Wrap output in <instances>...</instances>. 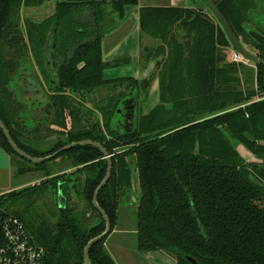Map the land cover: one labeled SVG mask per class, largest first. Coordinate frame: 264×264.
<instances>
[{"label": "trees", "instance_id": "trees-1", "mask_svg": "<svg viewBox=\"0 0 264 264\" xmlns=\"http://www.w3.org/2000/svg\"><path fill=\"white\" fill-rule=\"evenodd\" d=\"M49 1L0 0V120L17 146L33 157H46L82 140L103 145L113 155V169L98 203L113 232L120 193L131 192L133 177L138 178L137 243L142 253L166 252L176 264H264V186L250 179L231 143L237 141L264 158V33L246 27L255 0H222L219 9L237 37L258 51L255 80L262 96L257 101L252 100L258 95L254 89H242V76L247 74L243 62L227 61L225 50L232 44L224 29L202 9L141 7L140 31L161 43L143 57L147 62L162 59L146 80H106L102 40L124 20L125 7L138 6L139 0H59L52 15L42 22L26 19L23 29L20 9ZM6 45L15 55L9 61L4 58ZM28 48L54 93L49 104L55 112L54 125L65 128L66 112L75 117L78 96L110 86L120 89L106 108L98 107L106 134L95 122L90 128L71 129L66 139L48 150L36 151L21 143V129L17 131L14 124L20 127L23 101L15 98L9 85L19 70L23 83L31 88L39 84L30 65L21 62ZM43 50L49 75L41 59ZM155 78L159 103L139 116L140 91L147 99ZM124 113L130 115L132 127L120 129L121 123L127 124L122 121ZM113 115L117 119L112 123ZM0 146L12 159L20 158L1 128ZM64 157L87 170L82 194L100 223L83 228L72 210L60 209L57 222H42L32 237L46 253L45 264H84L85 246L105 230L92 199L108 163L99 148L89 145L66 150L54 160ZM47 164H32V169L48 176ZM22 172L18 169V174ZM14 216L24 221L20 213ZM109 236L91 247L92 264H116L104 249Z\"/></svg>", "mask_w": 264, "mask_h": 264}, {"label": "rangeland", "instance_id": "rangeland-1", "mask_svg": "<svg viewBox=\"0 0 264 264\" xmlns=\"http://www.w3.org/2000/svg\"><path fill=\"white\" fill-rule=\"evenodd\" d=\"M58 1L59 0H51L40 7H22L18 12L22 28L25 29L24 21L26 19L34 22H42L48 18L54 13ZM142 2L143 4H160L161 6L158 7H166L162 6V4L167 3L166 0H142ZM262 3H264V1ZM189 6V8L196 7L195 9H202L215 18L209 7H207L202 0H189ZM250 14L251 19L248 18L249 21L246 24L247 29H253L260 33H264V14L255 13V10H252ZM240 40L249 52L257 55L258 51L252 47L246 39L240 37ZM225 52L228 62H233L235 57H241L233 45L226 49ZM46 56L47 54L43 50L41 53V59L44 68L49 75L50 71L46 66ZM14 57L15 55L6 45L4 58L6 61H9L14 59ZM145 61L143 59L144 64L146 63ZM241 61H243V64L247 69V74L245 73V76H242V89H254L258 95L252 98V100L257 101L261 98L262 93L258 90L259 86L255 80L257 72L256 63L253 61L249 62L245 59H242ZM21 62L22 64L30 65L29 70L37 75L39 79V84L36 87L31 88L30 85L23 83V81L20 80L21 70H19L18 72H14L11 84L9 85V89L14 93L15 98L18 100L22 99L23 101V106L20 111L21 115L20 117L18 116L17 119L20 127H17L14 124L17 131L18 129L19 131L21 129V134H19V136L22 144L27 145L36 151L48 150L59 141L66 139L65 134L68 133L69 130H74V128H90L95 122L98 123L100 127L99 130L102 134L107 133L104 127L103 113L101 110L99 111L98 107L101 106L106 108L111 99L118 98V94L120 93L119 88L114 89L112 86L103 88L83 100L80 97H77L75 101V104L77 105L75 108V117L66 112L65 118L67 124L65 128H61L53 124L55 118L54 109L50 107V109L46 108V102L48 101H46L47 98H45V95H48L49 85L46 82L47 80L46 77H44L45 75L42 72V68L37 63L33 51L29 48L23 51ZM123 89L125 90V87H123ZM138 100V115L140 116L141 113L146 114L148 105L151 107L154 106L157 98L152 104H150L152 99H145L143 91H140ZM80 106L85 107L86 111L81 109V112H79L78 108ZM171 107L172 105L166 104L167 109H171ZM112 119L113 123L117 118L113 115ZM63 130H65L64 134H60ZM237 147L242 152L245 167L243 168L249 173L250 179L257 184L264 186V166H262L263 168L255 167L252 162H257L258 160L238 145ZM12 160L13 166L10 169V171H12V180L10 187L6 190H0V211L9 215L20 213L31 237H34L33 230L42 222L48 224H54L57 222L60 216L59 206L62 205L66 206L67 209L72 210V212L77 215L78 222L83 228H88L100 223L98 214L90 208L82 194L87 171L85 170L84 165L76 166L69 158H58L54 161L48 162L47 167L49 175L45 176V173L33 170L32 164L27 160L20 158H13ZM261 160L264 161V158ZM20 168H23L24 172L18 174V169ZM45 177L50 180L55 178L58 179V177H61L62 179L60 178L61 180H59L56 185L55 181L45 186L41 184ZM67 187L68 190L65 192L64 189ZM13 192L16 195H13ZM56 192H60L63 196L61 197L60 205L57 204L58 197ZM138 193V178L134 176L131 192L124 190L120 193V206L117 212L118 231L110 234L105 242L104 249L108 254L110 253V256L112 255L111 257L116 264H161L158 260L162 261L161 258L163 257L165 258H163V262L169 260L175 263V258L166 252H158L159 255L161 254L162 256L160 257L157 253H142L138 250L137 234H135V230L133 229L137 226L136 211L138 203L135 197H138Z\"/></svg>", "mask_w": 264, "mask_h": 264}, {"label": "crops", "instance_id": "crops-1", "mask_svg": "<svg viewBox=\"0 0 264 264\" xmlns=\"http://www.w3.org/2000/svg\"><path fill=\"white\" fill-rule=\"evenodd\" d=\"M166 7L189 8V0H166ZM153 4H143L139 0L138 6H126L125 18L119 26L112 32L108 33L102 40L103 63L106 69L104 70V78L106 80H114L121 78H133L142 81L148 78L153 73L156 64L162 57L152 58L149 62L145 61L143 55L147 50L156 49L161 45L159 40L153 39L147 34L140 31V8L141 7H158ZM196 8V7H194ZM143 59L146 62L143 63ZM148 98L152 99L150 104L157 98L154 106L148 105V113L156 106L159 101V79L155 78L151 84ZM148 103V102H147ZM11 159V167L13 160ZM15 168V167H14ZM52 177V176H51ZM12 180V171H10V182ZM134 224V223H133ZM117 225L113 232L118 231ZM137 227V226H136ZM134 227L135 234L137 229ZM110 254V253H109ZM112 256V255H111Z\"/></svg>", "mask_w": 264, "mask_h": 264}, {"label": "water", "instance_id": "water-1", "mask_svg": "<svg viewBox=\"0 0 264 264\" xmlns=\"http://www.w3.org/2000/svg\"><path fill=\"white\" fill-rule=\"evenodd\" d=\"M207 7H209V9L211 10V12L213 13V15L215 16V18L217 19L218 23L222 26V28L224 29L226 35L228 36L231 44L234 46V48L236 49L237 53L245 60L247 61H253L254 63H258L259 62V57L257 55L252 54L251 52H249L241 43V40L237 37V35L233 32L230 24L228 23L227 19L225 18V16L221 13L219 6L222 3V0L219 2H215L214 0H202ZM0 128L3 130L10 146L12 147V149L19 155L20 158L27 160L29 163L31 164H42L45 162H51L52 160H54L60 153L72 149L74 147L77 146H84V145H89V146H93V147H97L99 148L103 154H104V159L107 161L108 166H107V172L105 177L103 178L102 182L100 183V185L96 188L94 195H93V205L94 207L98 210V212L102 215L104 221H105V230L98 235L97 237L91 239L87 245L84 248V264H92L91 260H90V256H89V252L91 247L103 240L104 238H106L107 236H109L112 232V225H111V220L109 218V216L107 215V213L104 211V209L99 205L98 203V196L101 190H103V188L108 184L111 175H112V169H113V164H112V156L111 154H109V152L104 148L103 145H101L98 142H94L92 140H82V141H78V142H73L71 144H68L66 146H64L63 148H61L60 150H58L57 152L48 155L46 157H33L31 155H29L28 153H26L25 151L21 150L17 144L15 143V141L13 140L10 131L8 130L7 126L0 120ZM232 146L234 147V149L239 153L240 157L244 160V157L242 155V152L239 150V148L237 147V145L239 147H241L243 150H245L246 152L250 153L251 155H253L250 151L247 150V148H245L241 143L231 140ZM258 161H253L252 163L254 164H264V161H262L261 159H258L255 155H253ZM10 166H11V159L9 154L0 146V190H6L10 187ZM61 194V193H60ZM61 202V198H59V203ZM59 209H67L66 206H59ZM157 254L159 255V253L157 252ZM160 257L161 254L159 255ZM164 258V257H163ZM158 260L159 263L161 264H176V262H171L169 260H165L164 259ZM155 261V260H154ZM191 262L195 263L193 259H190Z\"/></svg>", "mask_w": 264, "mask_h": 264}, {"label": "built area", "instance_id": "built-area-1", "mask_svg": "<svg viewBox=\"0 0 264 264\" xmlns=\"http://www.w3.org/2000/svg\"><path fill=\"white\" fill-rule=\"evenodd\" d=\"M242 57H235V62ZM45 251L34 243L24 222L0 211V264H45Z\"/></svg>", "mask_w": 264, "mask_h": 264}, {"label": "flooded vegetation", "instance_id": "flooded-vegetation-1", "mask_svg": "<svg viewBox=\"0 0 264 264\" xmlns=\"http://www.w3.org/2000/svg\"><path fill=\"white\" fill-rule=\"evenodd\" d=\"M264 0H255V4H256V7L253 9V10H255V13H261V14H264V3H262ZM252 10H250L249 11V14H248V18L249 19H251L250 17V12H251ZM253 19V18H252ZM255 55V54H254ZM50 61H52L51 63H52V66H53V68L55 67V64H56V61L54 60V54H50ZM47 93V92H46ZM53 95L54 93L53 92H50L49 91V89H48V95H45V98H47V100L46 101H48V102H46L47 103V107L46 108H49V104H51L50 103V95ZM81 98L82 100L83 99H86L87 97H89V96H78V98ZM45 103V102H44ZM50 108H52L51 106H50ZM49 108V109H50ZM81 109H84L85 110V107H83V106H80L79 108H78V110H79V112H81ZM86 111V110H85ZM119 114H121V111L119 110ZM121 120V119H120ZM122 121H123V123L124 122H126L127 121V124H120V129H123L124 127H126V129H127V127L129 126V127H132V123H131V120H130V115L129 114H123L122 115ZM65 123L67 124V122H66V119H65ZM56 126V125H55ZM65 130H63V132H64ZM70 131V130H69ZM46 176V175H45ZM61 178V177H60ZM58 179L57 181H56V184H57V182H59V180H61V179ZM48 180V178L47 177H45L43 180H42V183L41 184H43V183H45L46 181ZM55 182V181H54ZM61 185H62V183H61ZM65 190V192L68 190V187L67 188H65L64 189ZM56 194H57V197H58V201H57V204L58 205H60V203H59V198H61V197H63L61 194H60V192H56ZM138 195V197L136 196L135 198L137 199V203H138V198H139V193L137 194ZM134 198V199H135ZM152 253H154V254H156L157 252H152Z\"/></svg>", "mask_w": 264, "mask_h": 264}]
</instances>
